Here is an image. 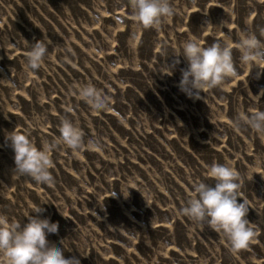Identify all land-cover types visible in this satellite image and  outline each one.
<instances>
[{
    "label": "rangeland",
    "instance_id": "rangeland-1",
    "mask_svg": "<svg viewBox=\"0 0 264 264\" xmlns=\"http://www.w3.org/2000/svg\"><path fill=\"white\" fill-rule=\"evenodd\" d=\"M169 2L174 14L144 28L129 0H0V214L56 223L47 243L80 264H264V135L232 126L240 112L264 109V60L243 64L235 47L243 32L264 42V0ZM191 37L203 46L230 38L238 71L199 97L178 87ZM38 39L49 51L26 72V45ZM86 83L109 108L79 98ZM64 118L100 149L55 148L51 185L17 178L8 131L27 130L39 148ZM213 162L240 175L237 201L254 231L246 249L179 214L194 182L214 186L205 175Z\"/></svg>",
    "mask_w": 264,
    "mask_h": 264
},
{
    "label": "clouds",
    "instance_id": "clouds-1",
    "mask_svg": "<svg viewBox=\"0 0 264 264\" xmlns=\"http://www.w3.org/2000/svg\"><path fill=\"white\" fill-rule=\"evenodd\" d=\"M132 15L137 24L144 28L158 27L162 18L174 14L169 0H129ZM49 39H38L26 45L25 71L39 69L48 53ZM232 43L226 38L222 43L214 42L203 46L196 38L191 37L182 42V55L187 61V68L182 70L178 84L179 89L189 97H199L206 89H212L224 83L226 79L238 74L232 56ZM235 47L239 49L240 61L243 64L257 66L264 60V42L253 32L241 33ZM15 87V82L10 81ZM79 98L83 99L95 112L110 107V98L99 91L92 83L79 85ZM259 101V95H254ZM246 125L258 135H264V109L253 112H240L232 126L239 128ZM59 136L52 142L45 141L42 147L29 138L27 130L19 131L15 127L5 135L10 143L14 156V172L17 178L30 177L37 183L51 185L54 182L50 169L54 167L52 151L60 145L74 152L85 147L99 150L97 140L90 139L85 145L84 131L73 120L64 118L59 125ZM264 163L259 158L257 164ZM206 177L214 180L210 186L203 180L193 183L186 203L179 209V214L188 217L197 225L207 224L211 229L222 232L233 251L246 249L254 237L250 222L246 219L248 204L240 196V175L229 163L213 162L205 165ZM135 189V188H134ZM37 207L33 212H41ZM27 222L10 220L0 214V264H80L75 257L66 258L61 247L49 246L47 235H55L58 225L48 218L28 214Z\"/></svg>",
    "mask_w": 264,
    "mask_h": 264
}]
</instances>
